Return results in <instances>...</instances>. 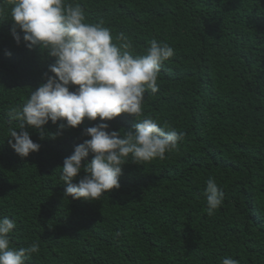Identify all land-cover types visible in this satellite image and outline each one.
I'll return each mask as SVG.
<instances>
[{"label": "trees", "instance_id": "16d2710c", "mask_svg": "<svg viewBox=\"0 0 264 264\" xmlns=\"http://www.w3.org/2000/svg\"><path fill=\"white\" fill-rule=\"evenodd\" d=\"M70 2L83 7L86 22H103L118 46L123 33L133 55L145 54L153 39L174 49L161 65L158 91L145 93L139 119L150 116L184 138L164 159L138 165L129 157L120 187L99 199L65 198L60 168L90 139L83 131L104 122L123 133L136 120L126 113L111 121L85 118L65 130L49 121L43 134L26 126L41 147L16 154L8 140L21 121L10 112L46 82L55 58L30 50L19 29L17 45L6 11L0 15V218L15 220L10 246L39 243L26 264H221L226 256L264 264V0ZM209 178L225 193L212 215L204 196Z\"/></svg>", "mask_w": 264, "mask_h": 264}, {"label": "clouds", "instance_id": "9594fccd", "mask_svg": "<svg viewBox=\"0 0 264 264\" xmlns=\"http://www.w3.org/2000/svg\"><path fill=\"white\" fill-rule=\"evenodd\" d=\"M6 11L13 22L11 33L17 45L21 42L19 29L30 50L39 48L55 58L48 66V73L53 75L45 73L46 82L32 90L22 108L10 112L21 121L19 132L10 130L8 140L16 154L27 157L41 147L33 142L26 126L43 134L49 121H60L58 129L65 130L78 127L85 118L111 121L126 113L136 120L132 129L123 133L109 131V124L104 122L83 131L90 139L75 146L60 168V179L66 185L65 198L97 200L120 187L122 166L129 157L141 165L164 159L166 153L178 148L183 132L160 126L150 116L139 119L145 93L158 91L161 65L174 55L170 45L153 39L145 54L133 55L132 44L123 33L116 37L118 46L103 22H86L83 7L70 0H0V15ZM56 135L52 134L53 138ZM90 153L93 158L89 162ZM81 171L85 175L73 183ZM204 196L208 214L212 215L222 205L225 193L214 178H209ZM15 226L14 219L0 218V264H26L32 254L40 251L38 242L28 247H11L10 234ZM221 264L239 261L226 256Z\"/></svg>", "mask_w": 264, "mask_h": 264}]
</instances>
